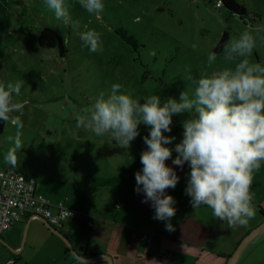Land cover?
<instances>
[{"label": "rangeland", "instance_id": "374dc122", "mask_svg": "<svg viewBox=\"0 0 264 264\" xmlns=\"http://www.w3.org/2000/svg\"><path fill=\"white\" fill-rule=\"evenodd\" d=\"M216 1L104 0V11L96 16L87 13L76 0H69L72 19L78 26L73 29L56 20L43 0H0V83L21 82L17 99L27 101L19 114L24 127L20 130L22 148L14 153L15 166L6 163L4 155L12 147L8 137L15 136L16 129L5 124L0 134V172L47 171L60 160L61 165L73 167L69 174L73 183L81 180L78 170L88 177L91 187L82 193L68 189L70 205L77 214L62 224L71 225V245L73 241L83 248L90 235L89 229L77 224L81 214L89 223L97 217H107L113 223L108 226L113 234L137 235L143 248L148 246L146 240L153 238L152 232L130 230L131 221L143 222L145 216V207L136 198L130 212L133 218L123 225L113 222L114 216L128 212L129 205L128 196L116 185L122 183L125 174L136 182L135 174L142 168L140 154L147 148L143 137L148 135L150 126L138 125L139 134L125 150L117 147L108 133L97 137L78 128L75 116L84 114L100 93H108L113 83L121 84L123 90L141 102L151 94L178 99L181 91L192 96L193 81L200 75L233 67L232 62L225 61L224 50L215 53L216 60L211 65L207 55L224 32L229 42L243 31L254 34L263 28L259 24H264V1L251 0L249 7V0H235L254 11L256 19L252 22L247 17L231 16L223 7L216 8ZM257 16L263 17L262 23ZM44 27L59 30L67 50L63 58L56 50L37 46L38 34ZM89 29L101 34L102 51L90 53L83 46L78 32ZM256 52L264 53V42H257L247 57L250 63H257ZM185 118L187 114L174 115L171 131L164 133L174 136L175 143L182 139ZM175 155L173 152L172 157ZM63 176L37 177L36 181L39 188L52 182L58 190L55 195L62 197ZM43 251L33 254L26 250L24 262L17 264H47ZM235 264H264V232L247 244Z\"/></svg>", "mask_w": 264, "mask_h": 264}, {"label": "clouds", "instance_id": "9594fccd", "mask_svg": "<svg viewBox=\"0 0 264 264\" xmlns=\"http://www.w3.org/2000/svg\"><path fill=\"white\" fill-rule=\"evenodd\" d=\"M56 20L73 29L69 0H43ZM89 14L99 16L104 0H76ZM83 46L90 53L103 50L101 34L89 29L79 31ZM264 42V28L255 33L243 31L238 38L224 45V59L233 67L204 73L195 79L190 97L181 91L179 98L162 99L158 94L134 98L119 83H113L107 94L100 93L84 114L75 116L76 126L94 136L110 134L116 146L127 150L139 134L138 125L150 126L143 137L147 145L140 154L142 168L135 174V191L143 193L142 202H150L154 219L164 221L166 230L175 215V200L166 189L175 188L180 177L165 163L173 152L171 164L190 171L185 194L193 209L205 206L213 219L226 223L228 228L246 227L255 216L251 187L255 171L264 164V63H250L257 42ZM216 55L210 52L211 65ZM21 82L0 83V121L16 129L8 137L12 145L4 161L16 165L14 153L22 148L20 130L24 127L22 114L27 101L17 97ZM187 114L182 121V139L168 147L174 136L171 131L174 115ZM73 264H89L83 255H73Z\"/></svg>", "mask_w": 264, "mask_h": 264}, {"label": "crops", "instance_id": "0c3cea01", "mask_svg": "<svg viewBox=\"0 0 264 264\" xmlns=\"http://www.w3.org/2000/svg\"><path fill=\"white\" fill-rule=\"evenodd\" d=\"M250 2L251 0H249L248 5ZM239 4L245 8L247 13H250L253 20L256 19V14L252 9L249 11L244 2ZM262 18H259V23L263 22ZM259 26L264 28V24H259ZM255 54L257 62L264 63V53L256 52ZM175 141L174 139L167 146L174 147ZM172 158L166 160L165 163L173 167L180 177L175 188L166 189V194L171 195L175 200L176 212L170 220L173 230H166L164 221L153 218L154 209L150 206V202H142L143 193L138 194L134 190L136 182L131 181L128 174L124 173L122 183L117 184L116 187L120 185L123 195L128 196V212L120 216H114L113 222L123 225L126 220L133 218V215L130 216V212L134 206L133 200L136 198L145 207L143 212L145 216L143 222L135 223V221H131L133 225H131L130 230L134 233H137V230L154 233L151 240H146L148 246L143 248L137 239V235L124 237L121 234H113L112 230L108 229V226L113 225V223L109 222L107 217H97L89 223L87 217L81 214L77 224L89 229L90 235L86 237L83 248L77 247V244L71 241L72 245L74 244L73 249L81 248L82 251L79 252V255L86 258L109 256L112 264H226L228 257L233 253L241 239L264 218V215L261 214V212L264 214V164L261 165L259 170L255 171L251 187L255 216L246 227L238 226L230 229L226 223L222 224L220 220L213 219L211 210L207 207L192 208L189 202L190 198L184 191L190 168L187 162L183 166L172 165ZM55 162L47 171L37 170L31 174L20 172L33 177L35 181L37 177L50 179L53 175L64 174L65 176L62 177L63 182H61V186L65 191L62 196L63 199L59 196V193L55 195L58 190H55L52 182L49 184L43 183L39 188L40 186L36 181V193L51 205L61 204L66 209L72 210L76 215V209H73L70 205L68 189L72 188V191H76L77 194L82 193L83 189L91 187L87 183L88 177H83L81 171L78 170L77 177L81 180L73 183L71 175H69L73 171V167L71 165H61L60 160ZM52 168L55 171L54 173L51 170ZM93 189V191H96L94 185ZM149 219H151V222ZM56 230L70 239L71 225L61 223ZM24 233L23 247L18 255L12 254L0 244V264H6L10 260L14 261V264L24 262L23 253L26 250L33 254L44 250L43 252L48 260L47 264H73V256L38 219L28 218L15 223L0 235V241L8 244L12 249L18 250ZM91 241H96L98 244L90 245ZM79 244H82V242L79 241ZM94 264L107 263L98 262Z\"/></svg>", "mask_w": 264, "mask_h": 264}, {"label": "built area", "instance_id": "2783aa9c", "mask_svg": "<svg viewBox=\"0 0 264 264\" xmlns=\"http://www.w3.org/2000/svg\"><path fill=\"white\" fill-rule=\"evenodd\" d=\"M220 1L215 7L219 8ZM75 213L61 204L51 205L36 193V181L20 171L6 169L0 172V235L24 219H42L57 229ZM6 264H14L10 260Z\"/></svg>", "mask_w": 264, "mask_h": 264}, {"label": "trees", "instance_id": "16d2710c", "mask_svg": "<svg viewBox=\"0 0 264 264\" xmlns=\"http://www.w3.org/2000/svg\"><path fill=\"white\" fill-rule=\"evenodd\" d=\"M220 1L219 8L223 7L231 16L247 17L251 22L253 17L246 12L245 8L234 0H217ZM228 43L227 34L224 32L216 46L213 48L214 53H219L224 49V45ZM37 46L44 50H56L59 57L66 55L64 40L56 28L44 27L40 30L37 37ZM5 123L0 121V134L3 132ZM262 215L263 212H261ZM15 263V262H14ZM17 263V262H16Z\"/></svg>", "mask_w": 264, "mask_h": 264}, {"label": "water", "instance_id": "95a60500", "mask_svg": "<svg viewBox=\"0 0 264 264\" xmlns=\"http://www.w3.org/2000/svg\"><path fill=\"white\" fill-rule=\"evenodd\" d=\"M38 220L43 224V226L45 228H47L52 234H54L55 236H57L66 246L67 251L73 256L75 255H79V252L82 251L81 248H78L77 250H74L71 243L69 242L68 238L63 235L61 232H59L58 230L50 227L44 220L39 219ZM264 232V218L262 219V221L255 227L253 228L251 231L248 232V234H246L241 241L238 243V245L236 246L235 250L233 251V253L228 257L226 264H235L237 259L239 258L240 254L242 253V251L244 250V248L247 246V244L253 239L255 238L257 235L261 234ZM25 238V233L23 235V239H22V243L20 245V247L18 248V250H14L12 249L8 244L0 241V244L5 247L9 252H11L14 255H18L23 247V241ZM87 260L89 261V264H94V263H98V262H106L107 264H112V260L109 256L106 255H102V256H98V257H92V258H87Z\"/></svg>", "mask_w": 264, "mask_h": 264}]
</instances>
